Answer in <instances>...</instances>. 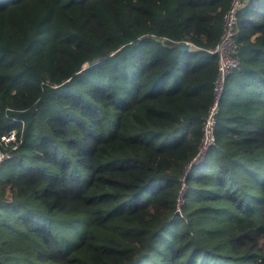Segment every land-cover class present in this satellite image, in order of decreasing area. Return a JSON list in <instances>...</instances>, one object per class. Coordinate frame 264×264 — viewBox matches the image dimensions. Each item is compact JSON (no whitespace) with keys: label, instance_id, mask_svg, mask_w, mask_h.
I'll list each match as a JSON object with an SVG mask.
<instances>
[{"label":"trees","instance_id":"16d2710c","mask_svg":"<svg viewBox=\"0 0 264 264\" xmlns=\"http://www.w3.org/2000/svg\"><path fill=\"white\" fill-rule=\"evenodd\" d=\"M245 4L237 41L264 49V0ZM229 5L0 0V137L19 139L0 141V264H264V90L230 95L241 46L190 166Z\"/></svg>","mask_w":264,"mask_h":264},{"label":"built area","instance_id":"2783aa9c","mask_svg":"<svg viewBox=\"0 0 264 264\" xmlns=\"http://www.w3.org/2000/svg\"><path fill=\"white\" fill-rule=\"evenodd\" d=\"M245 5V0H230V5L223 15L220 37L214 47L208 50L216 58L217 63V73L212 87L213 100L202 118V135L190 166L200 163L207 150L215 144L214 131L226 77L239 67L237 54L240 46L237 41L239 28L237 16ZM0 141L6 146H12L13 149H16L19 144V139L14 131L1 136ZM8 158H10L8 152L0 151V167ZM178 202L180 204L181 200L179 199Z\"/></svg>","mask_w":264,"mask_h":264},{"label":"crops","instance_id":"0c3cea01","mask_svg":"<svg viewBox=\"0 0 264 264\" xmlns=\"http://www.w3.org/2000/svg\"><path fill=\"white\" fill-rule=\"evenodd\" d=\"M256 7L263 8V5H257ZM248 11V6L245 7L244 13ZM258 11H252V13H256ZM253 15H248V21L253 20ZM260 23V20L258 19L255 22V26H258ZM242 27L240 28V33L238 35V38L241 36L246 43L242 44L240 41L239 45L240 48V56L245 61H242V70L235 73L230 77L231 83L233 84V92H230V95L234 92H236V85H240L242 87H246L248 89L247 91H251V86H254L253 92H256V95H260V91H263L264 88L260 86L262 83V80L264 79V75L261 73V71H264V49H262L259 46V43H256V40L258 41L260 37V32L253 31V34L247 37V34L252 31H241ZM187 44V43H186ZM192 50V46H189L187 48V52H190ZM209 54V52L207 51ZM210 55V54H209ZM213 57V56H211ZM208 60H211L210 58Z\"/></svg>","mask_w":264,"mask_h":264},{"label":"rangeland","instance_id":"374dc122","mask_svg":"<svg viewBox=\"0 0 264 264\" xmlns=\"http://www.w3.org/2000/svg\"><path fill=\"white\" fill-rule=\"evenodd\" d=\"M187 45H188V47L191 46V44H189V43H187ZM117 51H118L117 54L116 53L112 54L113 56L116 54L113 58H111V56H112L111 55L109 58L102 59V61L97 66H94L88 72H85L86 73L85 75L92 76V75L100 74L102 71L106 70L111 65V63H118L119 60H120V65H121V47ZM107 59H109V60H107ZM105 60H107L108 62ZM83 66H85V64ZM78 232H80V229L78 230Z\"/></svg>","mask_w":264,"mask_h":264},{"label":"water","instance_id":"95a60500","mask_svg":"<svg viewBox=\"0 0 264 264\" xmlns=\"http://www.w3.org/2000/svg\"><path fill=\"white\" fill-rule=\"evenodd\" d=\"M245 2H247V0H245ZM178 48L181 49L182 51H186L188 48V45L186 43H181V44H177ZM174 215H179V212L176 211Z\"/></svg>","mask_w":264,"mask_h":264}]
</instances>
